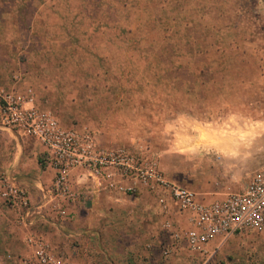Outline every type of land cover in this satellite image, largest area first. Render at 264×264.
<instances>
[{
	"label": "rangeland",
	"instance_id": "1",
	"mask_svg": "<svg viewBox=\"0 0 264 264\" xmlns=\"http://www.w3.org/2000/svg\"><path fill=\"white\" fill-rule=\"evenodd\" d=\"M36 6L32 35L16 56L25 62L21 72L36 103L61 125L95 130L105 147L135 148L208 200L241 190L264 167V0H38ZM15 136L24 150H34L33 139ZM83 200L77 210L67 208L64 239L48 228L50 246L53 239L61 246L55 253L76 264H100L107 258L98 249L148 248L117 238L140 230H154L161 250H189L184 236L176 240L163 228V206L140 221L133 204L106 209ZM46 213L58 219L50 208ZM15 220L12 210L0 211V264H12L2 255L26 251ZM174 226L183 234L189 224ZM218 251L209 264H264V233L231 237Z\"/></svg>",
	"mask_w": 264,
	"mask_h": 264
},
{
	"label": "built area",
	"instance_id": "2",
	"mask_svg": "<svg viewBox=\"0 0 264 264\" xmlns=\"http://www.w3.org/2000/svg\"><path fill=\"white\" fill-rule=\"evenodd\" d=\"M0 127L35 140L42 147L41 163L51 171L50 183L42 189L37 203L31 201L24 186L0 176V204L12 210L22 226L47 217V208L58 219L65 218L70 203L85 191L116 199L148 191L165 212L168 197L186 214L189 227L183 234L176 231L172 235L176 240L184 236L192 252H209L210 243L217 239L221 245L234 236L264 233V167L255 171L241 190L206 200L166 177L155 159L145 158L129 146L105 147L95 131L61 125L51 112L40 108L30 90L1 85ZM163 227L170 230L171 222L165 220ZM25 244L26 251L17 257L16 264H75L52 251L41 236L30 233ZM168 247L165 254L175 246Z\"/></svg>",
	"mask_w": 264,
	"mask_h": 264
},
{
	"label": "crops",
	"instance_id": "3",
	"mask_svg": "<svg viewBox=\"0 0 264 264\" xmlns=\"http://www.w3.org/2000/svg\"><path fill=\"white\" fill-rule=\"evenodd\" d=\"M37 1L38 0H0V85L5 88H15L22 92H26L27 90H30L32 93L34 92L32 91V85L29 84L25 78V70L21 72V70L25 68V62L18 58L16 53H21L26 50L27 43L23 39L32 35L30 20H32V15L35 14H33L31 9L34 7L36 8L34 9L35 12L38 11L40 6H36ZM22 47H25V50L22 49ZM11 68L15 71H11ZM13 75H17V79H12ZM261 122H263L262 124L264 125V120L260 121V123ZM15 135L17 134L12 130L0 127V146H3L7 153L4 154L5 150H0V176L6 177L9 180H14L23 185L29 193L31 201L37 203L40 199L42 189L48 187L50 183L51 171L44 165L42 166L40 158L37 156V154L42 151V147L33 140L34 150H24ZM80 197L83 199L89 198L88 202H90V204L95 205L98 203L101 208L106 209L110 207H126L129 204H133L132 208L136 209L137 216L141 215L140 221L146 220V217L154 216L155 210H161L162 207L161 204L157 202V198L148 191H142L137 196L121 197L118 199L105 193L85 191ZM79 198L77 199V204L76 202L70 203L71 205H69V207L72 210H77V208L82 205V202L84 203L85 200L80 201L81 198ZM167 205L168 209L164 213L166 217L165 220L171 222V228L165 231L169 233V236H173L172 232L175 233L177 231L174 223L179 222L188 224L187 216L185 213L178 211L171 200H167ZM4 208L7 209V206L1 203L0 211ZM71 216H73V214ZM66 219L68 218H62L60 220L54 218L52 221H49L47 217L37 218L28 226H22L15 220L14 227L19 225L20 228H23L25 236L32 233L43 237L49 244L47 240H50V237L54 236L52 233H49V225L57 228L55 231L56 237L62 240L66 237L65 231L70 222L68 220L66 221ZM90 219L92 220L93 218L91 217ZM90 219L88 223L92 222ZM73 223L74 221L70 224ZM93 234L97 235L95 232ZM79 237L82 238L84 242L88 240L87 236ZM94 237L98 239L102 238V236ZM117 238L120 240L122 238L121 241L123 242H137L139 244L138 247L146 245L148 248H143L142 246L141 249L134 250L133 247L128 246L125 250L115 252L109 250L99 251V249L95 250L97 254L101 253L102 257L107 258L104 261L101 260L100 264H209L210 259H213L217 255L219 248L227 241L226 240L220 245L219 239L214 240L210 243L212 248H215L217 244H219L220 247L216 248L218 250L210 249L209 252H191L187 249H176L175 246L172 247V249H174L173 251L165 254L163 249L157 248V244L160 242V236H158L154 230L151 232L140 230L138 236H117ZM144 241L148 243L143 244ZM59 244V241L53 239V245L56 247L50 246V244L49 246L52 251L56 252L55 249H57V251L61 249ZM149 246H153V248ZM17 257V255L7 253L2 255L1 259L16 264ZM109 257H112V259H109ZM71 261L74 263V260ZM92 264H98V262L95 261Z\"/></svg>",
	"mask_w": 264,
	"mask_h": 264
},
{
	"label": "trees",
	"instance_id": "4",
	"mask_svg": "<svg viewBox=\"0 0 264 264\" xmlns=\"http://www.w3.org/2000/svg\"><path fill=\"white\" fill-rule=\"evenodd\" d=\"M42 166H43V164H42Z\"/></svg>",
	"mask_w": 264,
	"mask_h": 264
}]
</instances>
